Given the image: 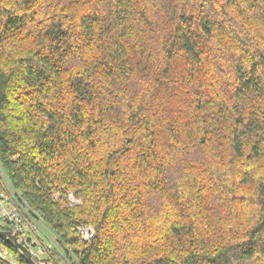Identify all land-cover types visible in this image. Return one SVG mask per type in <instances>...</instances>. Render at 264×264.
<instances>
[{"label":"trees","instance_id":"1","mask_svg":"<svg viewBox=\"0 0 264 264\" xmlns=\"http://www.w3.org/2000/svg\"><path fill=\"white\" fill-rule=\"evenodd\" d=\"M0 163L58 263L264 264V0H0Z\"/></svg>","mask_w":264,"mask_h":264},{"label":"built area","instance_id":"2","mask_svg":"<svg viewBox=\"0 0 264 264\" xmlns=\"http://www.w3.org/2000/svg\"><path fill=\"white\" fill-rule=\"evenodd\" d=\"M3 170L0 163V225L9 227L18 241L29 249L37 264H64L57 262L46 240L52 238L47 235L41 222L28 212L26 203L16 197L13 185ZM78 232L86 241L95 235V230L89 226L79 227ZM4 252L0 254L1 257L11 261L8 253Z\"/></svg>","mask_w":264,"mask_h":264},{"label":"water","instance_id":"3","mask_svg":"<svg viewBox=\"0 0 264 264\" xmlns=\"http://www.w3.org/2000/svg\"><path fill=\"white\" fill-rule=\"evenodd\" d=\"M0 239L4 240L7 244L11 245L16 250H18L28 264H37L33 259L29 249L23 244H21L18 241L17 237L14 236L11 232L3 231L0 229Z\"/></svg>","mask_w":264,"mask_h":264},{"label":"rangeland","instance_id":"4","mask_svg":"<svg viewBox=\"0 0 264 264\" xmlns=\"http://www.w3.org/2000/svg\"><path fill=\"white\" fill-rule=\"evenodd\" d=\"M4 169V168H3ZM4 171V173H5V175L8 177V175L6 174V172H5V170H3ZM9 178V177H8ZM12 189L15 191V195H16V197L19 199V197L26 203V205H27V202L22 198V196L12 187ZM55 199H57L58 198V195H56L55 197H54ZM68 198H69V201L71 202V204L72 205H81L82 204V202L80 201V200H77L75 197H74V195L73 194H69L68 195ZM58 200V199H57ZM27 208H28V206H27ZM0 226H3V225H0ZM3 227H5V226H3ZM82 227V226H81ZM89 227H91V226H89ZM5 228H7V227H5ZM91 228H93V227H91ZM94 229V228H93ZM95 230V229H94ZM5 250L0 246V254L1 253H5L4 252Z\"/></svg>","mask_w":264,"mask_h":264}]
</instances>
